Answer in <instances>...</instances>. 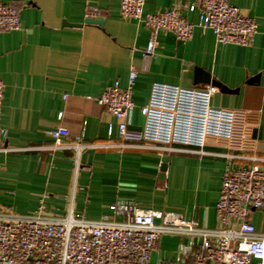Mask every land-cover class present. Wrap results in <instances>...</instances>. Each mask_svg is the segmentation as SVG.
Segmentation results:
<instances>
[{
    "label": "crops",
    "instance_id": "obj_1",
    "mask_svg": "<svg viewBox=\"0 0 264 264\" xmlns=\"http://www.w3.org/2000/svg\"><path fill=\"white\" fill-rule=\"evenodd\" d=\"M191 1L145 0L143 9L179 5L183 17L196 22L198 10L186 9ZM230 1L257 22L250 45L218 44L211 30L200 27L187 41L162 31L146 58L148 29L122 18L118 0H16L20 28L0 30V125L6 130L0 147L13 149L0 151V207L30 213L42 202L48 213L72 210L100 218L122 200L180 213L202 227L218 226L215 205L226 165L264 168V0ZM87 17L103 24L86 23ZM131 66L137 72L135 106L128 131L120 136V119L86 96H97L115 80L125 87ZM198 70L231 90L218 87L211 99L233 111L230 138L208 136L198 148L144 141L140 108L152 84H208L195 83ZM56 126L102 146L79 154L51 148L49 132ZM251 221L264 232L263 212L254 211ZM182 241L161 236L150 260L179 264Z\"/></svg>",
    "mask_w": 264,
    "mask_h": 264
},
{
    "label": "built area",
    "instance_id": "obj_2",
    "mask_svg": "<svg viewBox=\"0 0 264 264\" xmlns=\"http://www.w3.org/2000/svg\"><path fill=\"white\" fill-rule=\"evenodd\" d=\"M16 0H0V30L20 28ZM145 0H118L124 19L141 22L149 32L143 56L154 54L156 36L168 31L181 41L190 40L194 29H209L218 44L250 45L257 22L230 0H192L186 9L198 10L196 22L187 21L182 7L172 6L145 12ZM137 72L130 67L127 84L118 80L97 96L87 95L116 118L118 132L128 131L134 110L133 86ZM4 84L0 79V115ZM218 87L211 83L185 87L154 82L146 103L141 106V136L162 148L173 145L202 147L208 136L230 138L234 125L231 109L216 107L211 99ZM63 111L57 113L61 119ZM111 131V126H109ZM51 148H72L79 154L87 147L102 146L70 137L67 128L50 130ZM6 130L0 125V139ZM13 150L0 147V151ZM110 216L89 218L69 210L48 213L41 202L30 213L0 207V264H174L152 262L151 253L163 235L184 238L179 245V264H264V232L251 221L256 210L264 213V168L226 165L215 212L218 226L202 227L180 213L142 208L133 201L109 205Z\"/></svg>",
    "mask_w": 264,
    "mask_h": 264
},
{
    "label": "water",
    "instance_id": "obj_3",
    "mask_svg": "<svg viewBox=\"0 0 264 264\" xmlns=\"http://www.w3.org/2000/svg\"><path fill=\"white\" fill-rule=\"evenodd\" d=\"M85 22L86 23H94V24H98V25H102L103 24V20L102 19H96V18H90V17L85 18ZM196 72L199 73V75H198V77H196L195 83H211L212 85H215L216 87H219L220 90L223 91V92L231 91L230 89H228L224 85H222L220 82H218V81H216L214 79H211L208 74L202 73L199 70L196 71ZM166 160H167L166 156L162 158L163 167L166 165L164 163V162H166Z\"/></svg>",
    "mask_w": 264,
    "mask_h": 264
}]
</instances>
